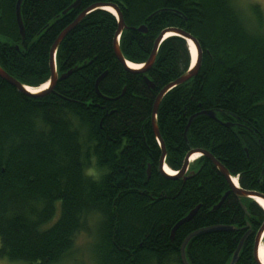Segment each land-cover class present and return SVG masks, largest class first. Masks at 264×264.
Returning <instances> with one entry per match:
<instances>
[{"label": "trees", "instance_id": "obj_1", "mask_svg": "<svg viewBox=\"0 0 264 264\" xmlns=\"http://www.w3.org/2000/svg\"><path fill=\"white\" fill-rule=\"evenodd\" d=\"M71 2L23 0L22 37L16 0H0V66L40 86L50 77L56 36L97 2L118 7L125 24L119 46L134 63L147 60L162 29L181 28L197 40L200 57L196 74L170 89L157 110L165 163L180 169L189 150L203 149L239 187L264 194V21L256 5L247 15L236 0H80L62 14ZM117 26L110 11L88 12L57 47L58 75L71 71L48 93L30 95L0 77V257L55 264L98 219L101 264H182L185 236L210 226L186 244L189 264H227L246 232L235 264H257L254 236L264 211L254 200L236 196L204 155L186 177L158 169L152 106L189 69L186 40L167 37L148 69L129 70L113 51ZM201 110L215 118L196 115L185 139L190 116ZM197 205L171 239L174 224Z\"/></svg>", "mask_w": 264, "mask_h": 264}, {"label": "water", "instance_id": "obj_2", "mask_svg": "<svg viewBox=\"0 0 264 264\" xmlns=\"http://www.w3.org/2000/svg\"><path fill=\"white\" fill-rule=\"evenodd\" d=\"M22 1L23 0H16V3H15V20H16V24L18 27L19 34L23 37L24 36V25H23L21 13H20V6H21ZM79 3H80V0H73V2H71V4H70L69 8H75L76 6H78ZM107 7L112 8L114 10V13L111 12L110 10H108ZM98 8L110 11L116 17V19L118 21V26H117V29L114 33V37H113L112 47H113V51H114L116 58L123 64V66L126 69L135 70V71H145L146 69H148L153 64V62L156 58L157 49H158L159 44L169 36L175 35V36L182 37L185 40L189 39L195 46L196 59H195L194 64L193 63L191 64L192 67L189 68L183 74H181L179 77H177L175 80H173V81L169 82L168 84H166L165 86H163L159 90L157 95L155 96V100L153 102L152 111H151V127H152L153 133L156 137V140H157V142L161 148V154H160V157L158 160V169L160 170V172L163 175L168 176L170 178H177V177H181L184 175L186 177V173L190 175L194 171L187 172V169L189 166L188 158L190 157V155L193 152H199L200 153L199 155L206 156L216 166V168L219 170V172L226 178V180L229 184V189L231 191H233V193L236 196L247 197V198H252V199L255 196H257V197H260L264 200V194L263 193H260L258 191H254V190H243V189L237 187L235 182H233V179L230 176L227 169L210 152L203 150V149H191V150H189L184 157L181 168L179 170H177V172L175 174L169 175L165 172L164 166L166 164L165 163L166 150H165L163 140H162V138L159 134V131H158V126H157V121H156L157 110H158V107H159V104H160L162 97L170 89H172L176 85H179V84L187 81L188 79H190L191 77H193L196 74V72L198 70V61H199V57H200V47H199L197 40L193 36H191L188 32H186L185 30H183L181 28L166 27V28L162 29L159 32V34L157 35V37L155 38V41L153 43V47L151 49V52H150L147 60L144 63L140 64L139 67L133 68V67L129 66L127 60L123 57V54H122L120 46H119V37H120L121 31L125 28V24H124L122 15H121L118 7L114 4H109V3H104V2L93 3V4L89 5L88 7H86L85 9H83L70 24H68L66 27H64L60 31V33L54 39V41L51 44L50 49H49L50 81L47 84L48 87L44 88L42 90H39L38 92H35V94L42 95V94L50 92L53 89V87L56 84L58 79L64 78L65 76H67L70 73L71 70H68L67 72H64V73L58 75L57 69L55 68V54H56L57 47H58L59 43L61 42V40L64 38V36L72 28H74L75 25L88 12H90L94 9H98ZM65 12H66V10H63L61 13L64 14ZM136 29L140 32H143V33L147 32L145 25H140ZM197 50H199V56H197ZM102 76H103V74L96 80V88H97V84H98V82ZM0 77L2 79H4L5 81H7L8 83H10L11 85L15 86L19 91H24V92L31 94L30 91L27 90L26 86L21 84V82L19 80H17L13 76H11L9 73H7L1 66H0ZM145 81H146L149 88L154 87L152 81H150L147 77H145ZM201 114H206L212 118H215V112H213L212 110H201V111H198L195 114H193L190 117L189 122L194 116L201 115ZM225 125H228V123H225ZM187 128H188V124L185 128V134H186ZM147 175H149V165L147 167ZM227 193H228V191H226L222 195V198L213 207V209L217 208L221 204L222 200L225 198ZM242 207H243V209H245L244 206H242ZM197 208H198V205L195 208L191 209L185 216H183L181 219H179L174 224V226L172 227L171 232H170V238L171 239H173V235L175 233L176 228L178 226H180L181 224H183L184 222L190 220L192 218V216L194 215V213L196 212ZM212 229H215V226L198 228V229L188 233L185 236V238L183 239V241L180 245V248H179L180 260H181L182 264H189L187 261L186 255H185V247H186V244L188 243V241L193 236H196L202 232H206V231H209ZM246 234H247V232H246ZM263 237H264V221L262 222V224L259 226L258 230L255 233L254 244H253V254H254V257L258 261L259 264H262V262L257 258L258 249H259V246H260V243H261ZM240 248H241V242L238 244L237 248L234 250V252L231 256V259L227 264H235L236 260L238 259Z\"/></svg>", "mask_w": 264, "mask_h": 264}, {"label": "rangeland", "instance_id": "obj_3", "mask_svg": "<svg viewBox=\"0 0 264 264\" xmlns=\"http://www.w3.org/2000/svg\"><path fill=\"white\" fill-rule=\"evenodd\" d=\"M236 2L247 15H252L250 8L252 5H256L260 9L264 21V0H236ZM99 225L98 219L88 222L86 230L84 229L85 232L77 235L69 253L60 262L55 264H101L100 257L98 258V249L96 248L98 242H100L98 234ZM0 264L25 263L0 257Z\"/></svg>", "mask_w": 264, "mask_h": 264}, {"label": "bare ground", "instance_id": "obj_4", "mask_svg": "<svg viewBox=\"0 0 264 264\" xmlns=\"http://www.w3.org/2000/svg\"><path fill=\"white\" fill-rule=\"evenodd\" d=\"M70 6V5H69ZM69 6L65 9L66 11L68 10V9H70L69 8ZM107 9L108 10H110L111 12H113L114 13V10L112 9V8H110V7H107ZM173 11H175V10H173ZM176 13L177 14H179L178 13V11H176ZM44 21V20H43ZM71 23V22H70ZM69 23V24H70ZM155 41V40H154ZM186 42H187V44H188V50H189V55H190V66H189V68H191L192 66H191V64L193 63L194 64V62H195V59H196V49H195V46H194V44L189 40V39H187L186 40ZM154 43V42H153ZM160 45V44H159ZM159 47V46H158ZM158 50V49H157ZM209 57V56H208ZM127 62H128V64H129V66H131V67H133V68H137V67H139L140 66V63H134V62H131V61H128L127 60ZM240 63V62H239ZM55 68H56V65H55ZM49 81H50V77H49V79L46 81V82H44L43 84H41L40 86H37V87H31V86H27V85H24V86H26V88H27V90L28 91H30V95H37V94H35V92H38L39 90H42V89H44V88H46L45 87V85H47L48 83H49ZM22 84V83H21ZM22 92H24V91H22ZM25 93H27V92H25ZM27 94H29V93H27ZM155 100V99H154ZM213 111V110H212ZM231 111V110H230ZM214 112V111H213ZM192 116V115H191ZM190 116V117H191ZM195 117V116H194ZM193 117V118H194ZM192 118V119H193ZM190 119V118H189ZM191 119V120H192ZM191 120H190V122H191ZM189 120H188V127H189ZM214 123V122H213ZM187 124H186V126H187ZM186 126H185V128H186ZM187 130H188V128H187ZM158 131H159V129H158ZM154 134V133H153ZM160 134V133H159ZM186 135H187V131H186V134H185V129H184V137H185V139L187 138L186 137ZM193 135V134H192ZM221 143V142H220ZM169 144V143H168ZM260 151V150H259ZM200 153L199 152H193L191 155H190V157L188 158V161H189V164L192 162V161H194L197 157H199L200 155H199ZM174 164V163H173ZM188 168H189V166H188ZM164 169H165V172L167 173V174H169V175H172V174H175L176 172H177V170H179V169H177V170H174V169H172V168H170L167 164H165V166H164ZM188 170V169H187ZM228 171V170H227ZM229 172V171H228ZM232 179H233V182H235V184H236V186L237 187H239V185H238V181H237V177L235 176V177H232ZM239 188H241V187H239ZM242 189V188H241ZM243 190H245V189H243ZM227 195V194H226ZM250 199H252V198H250ZM252 200H254L262 209H263V211H264V200L262 199V198H260V197H257V196H255ZM202 216V215H201ZM223 232V231H222ZM233 232V231H232ZM246 235L247 234H244L243 235V237L240 239V241H239V243L241 242V246H242V244H243V240H244V238L246 237ZM238 243V244H239ZM238 246V245H237ZM237 248V247H236ZM241 249V248H240ZM253 256H254V254H253ZM257 258L262 262V264H264V243H263V239H262V241H261V243H260V246H259V249H258V256H257ZM254 259H255V257H254ZM237 261V260H236ZM255 261H256V263L257 264H259L258 263V261L255 259ZM236 263V262H235ZM162 264V263H161Z\"/></svg>", "mask_w": 264, "mask_h": 264}, {"label": "snow or ice", "instance_id": "obj_5", "mask_svg": "<svg viewBox=\"0 0 264 264\" xmlns=\"http://www.w3.org/2000/svg\"><path fill=\"white\" fill-rule=\"evenodd\" d=\"M197 56H199V50H197ZM45 87L47 88V87H48V85H45Z\"/></svg>", "mask_w": 264, "mask_h": 264}, {"label": "flooded vegetation", "instance_id": "obj_6", "mask_svg": "<svg viewBox=\"0 0 264 264\" xmlns=\"http://www.w3.org/2000/svg\"><path fill=\"white\" fill-rule=\"evenodd\" d=\"M233 192V191H232ZM245 234V233H244Z\"/></svg>", "mask_w": 264, "mask_h": 264}]
</instances>
